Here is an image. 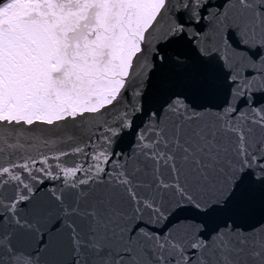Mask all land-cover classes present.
<instances>
[{"label": "snow or ice", "instance_id": "snow-or-ice-1", "mask_svg": "<svg viewBox=\"0 0 264 264\" xmlns=\"http://www.w3.org/2000/svg\"><path fill=\"white\" fill-rule=\"evenodd\" d=\"M0 264H264V0H0Z\"/></svg>", "mask_w": 264, "mask_h": 264}]
</instances>
